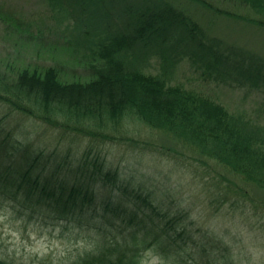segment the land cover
Wrapping results in <instances>:
<instances>
[{"label":"rangeland","instance_id":"rangeland-1","mask_svg":"<svg viewBox=\"0 0 264 264\" xmlns=\"http://www.w3.org/2000/svg\"><path fill=\"white\" fill-rule=\"evenodd\" d=\"M205 1L210 5L191 0L174 4L201 27L204 44L220 56L224 70L232 68L239 54L264 61V26L255 24L264 17L237 0ZM75 13L77 18L52 0H0L1 94H6L5 81L26 65L55 66L64 80L87 74L92 42L105 35L92 30L95 22L86 24L83 16L77 24L85 12ZM167 46L147 49L141 67L264 124V85L263 92L251 91L248 81L232 85L230 78L209 73L201 55L199 60L193 57L183 43ZM60 121L49 124L0 99L3 129L33 152H43L49 168L65 173L86 162L87 172H93L96 159L104 170H117L124 181L151 194L162 224L184 250L164 252L152 245L140 252V264L146 258H155L157 264H264V185L200 154L170 130L133 116L103 126ZM41 209L19 211L0 200V257L15 264H72L95 248L97 235L84 221L56 218ZM183 231L185 244L178 234Z\"/></svg>","mask_w":264,"mask_h":264},{"label":"trees","instance_id":"trees-1","mask_svg":"<svg viewBox=\"0 0 264 264\" xmlns=\"http://www.w3.org/2000/svg\"><path fill=\"white\" fill-rule=\"evenodd\" d=\"M191 1L210 5L205 0ZM237 2L264 17V0ZM52 3L74 17L75 12H85L76 23L83 16L86 24L95 22L92 30L105 35L92 42L87 74L64 80L55 66H22L5 81L6 94L0 93V99L52 125L70 120L103 126L133 116L170 130L193 143L200 154L264 185V124L230 111L208 94L169 83L165 74L146 72L140 65L151 48L167 43L165 48L174 49L173 45L183 43L193 57L199 60L201 55L209 73L230 78L232 85L248 81L251 91L263 92V59L236 53L239 57L230 64L232 68L224 70L220 56L204 44L201 27L174 0ZM255 24L264 26V19ZM167 61L165 57L163 62ZM48 164L43 152H33L0 124V200L10 201L19 211L42 208L56 218L84 221L97 235L95 248L72 264H140V252L152 245L164 252L184 250L171 239L168 225L162 224L151 194L124 181L117 170H104L96 159L93 172H87L86 162L65 173ZM178 234L185 244L184 231ZM0 264L15 263L0 257Z\"/></svg>","mask_w":264,"mask_h":264},{"label":"clouds","instance_id":"clouds-1","mask_svg":"<svg viewBox=\"0 0 264 264\" xmlns=\"http://www.w3.org/2000/svg\"><path fill=\"white\" fill-rule=\"evenodd\" d=\"M145 264H157L155 258H146Z\"/></svg>","mask_w":264,"mask_h":264}]
</instances>
